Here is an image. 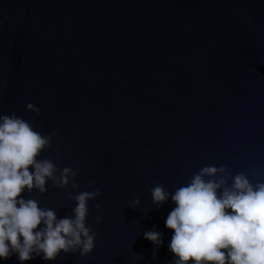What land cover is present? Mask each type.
Instances as JSON below:
<instances>
[{"label":"water","instance_id":"obj_1","mask_svg":"<svg viewBox=\"0 0 264 264\" xmlns=\"http://www.w3.org/2000/svg\"><path fill=\"white\" fill-rule=\"evenodd\" d=\"M0 115L52 138L40 158L57 176L79 170L78 189L49 181L23 198L63 218L70 196L100 192L91 254L27 264H172L175 205L157 208L153 187L207 166L264 182V0H0Z\"/></svg>","mask_w":264,"mask_h":264},{"label":"clouds","instance_id":"obj_2","mask_svg":"<svg viewBox=\"0 0 264 264\" xmlns=\"http://www.w3.org/2000/svg\"><path fill=\"white\" fill-rule=\"evenodd\" d=\"M27 110L39 113L32 104ZM51 140L23 118L0 115V261L16 256L20 264L36 257L52 262L62 253L86 257L95 248L87 217L88 202L100 196L98 190L70 196L76 206L63 218L55 209L22 197L33 190L46 193L49 181L57 188L71 184L78 189L79 170L65 167L57 176L54 163L40 158ZM151 197L157 208L169 200L175 205L165 219L173 233L168 244L172 264H264V182L253 184L238 173L229 184L224 167L207 166L173 192L156 185ZM139 203L134 199L130 207ZM101 222L98 215L96 223ZM144 239L153 244L155 258L162 234L147 231Z\"/></svg>","mask_w":264,"mask_h":264}]
</instances>
